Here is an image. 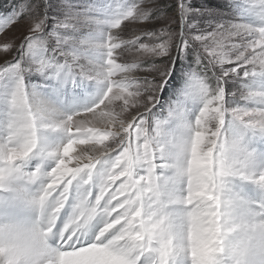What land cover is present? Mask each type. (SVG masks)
I'll use <instances>...</instances> for the list:
<instances>
[{"label":"snow or ice","instance_id":"1","mask_svg":"<svg viewBox=\"0 0 264 264\" xmlns=\"http://www.w3.org/2000/svg\"><path fill=\"white\" fill-rule=\"evenodd\" d=\"M243 4L256 22L190 0L0 4V264L244 254L238 223L264 230V0Z\"/></svg>","mask_w":264,"mask_h":264},{"label":"rangeland","instance_id":"2","mask_svg":"<svg viewBox=\"0 0 264 264\" xmlns=\"http://www.w3.org/2000/svg\"><path fill=\"white\" fill-rule=\"evenodd\" d=\"M12 3V0H0V4H3L5 8L10 7ZM190 7L194 8H211L216 9L218 11V15L211 17V19L215 21H223V20H241L243 22L253 23L256 22V18L249 13H246L243 11V9L246 7V5L243 4V0H235L234 5H230L228 0H190ZM210 18L207 16H190L188 18L187 24L185 25V28L190 33L197 32L198 29H207L211 30V27L208 26L207 21ZM195 24V27L188 28L187 25ZM178 26V25H177ZM21 29L14 28L13 33L18 35L19 31ZM13 33H10L13 34ZM191 60V57H189V61ZM185 63V62H184ZM29 81H33L36 78L35 77H29ZM7 83L11 82V78L7 77L5 78V81ZM3 83V82H0ZM238 86V85H237ZM168 99L167 96L162 97V101H166ZM80 104H71V105H65L64 110H73L74 107H79ZM63 139L62 135L57 133L53 136V140L55 142H59ZM100 166L98 165V169Z\"/></svg>","mask_w":264,"mask_h":264},{"label":"clouds","instance_id":"3","mask_svg":"<svg viewBox=\"0 0 264 264\" xmlns=\"http://www.w3.org/2000/svg\"><path fill=\"white\" fill-rule=\"evenodd\" d=\"M15 222L21 225H27L33 219H39V216H33L30 212H23L16 215ZM259 224H264V220L257 221ZM248 225L245 221H240L236 227L235 234L231 237L234 245L241 244L249 245L246 247L244 254L239 257H234L226 261V264H264V230L255 232L254 235L247 231ZM54 238H49L48 243L51 247L59 244V240L53 243ZM30 264H48V258L40 253H37L34 258L30 260Z\"/></svg>","mask_w":264,"mask_h":264},{"label":"trees","instance_id":"4","mask_svg":"<svg viewBox=\"0 0 264 264\" xmlns=\"http://www.w3.org/2000/svg\"><path fill=\"white\" fill-rule=\"evenodd\" d=\"M184 62H185L184 60H180L181 65H184Z\"/></svg>","mask_w":264,"mask_h":264},{"label":"bare ground","instance_id":"5","mask_svg":"<svg viewBox=\"0 0 264 264\" xmlns=\"http://www.w3.org/2000/svg\"><path fill=\"white\" fill-rule=\"evenodd\" d=\"M80 147H83V146H80ZM77 151H79V148H77ZM249 191L251 192V191H252V189H249Z\"/></svg>","mask_w":264,"mask_h":264}]
</instances>
